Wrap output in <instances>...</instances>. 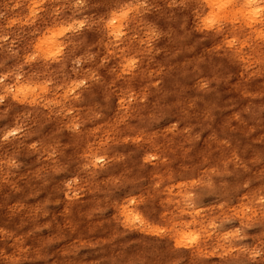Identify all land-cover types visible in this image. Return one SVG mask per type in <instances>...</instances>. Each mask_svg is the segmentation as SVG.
<instances>
[{"label": "clouds", "instance_id": "9594fccd", "mask_svg": "<svg viewBox=\"0 0 264 264\" xmlns=\"http://www.w3.org/2000/svg\"><path fill=\"white\" fill-rule=\"evenodd\" d=\"M0 212V264H264V0H0Z\"/></svg>", "mask_w": 264, "mask_h": 264}, {"label": "rangeland", "instance_id": "374dc122", "mask_svg": "<svg viewBox=\"0 0 264 264\" xmlns=\"http://www.w3.org/2000/svg\"><path fill=\"white\" fill-rule=\"evenodd\" d=\"M5 214L3 212H0V221L4 219ZM110 231V229H108Z\"/></svg>", "mask_w": 264, "mask_h": 264}]
</instances>
